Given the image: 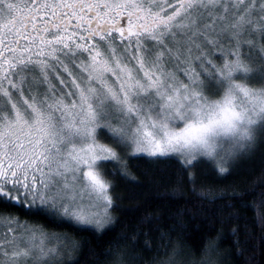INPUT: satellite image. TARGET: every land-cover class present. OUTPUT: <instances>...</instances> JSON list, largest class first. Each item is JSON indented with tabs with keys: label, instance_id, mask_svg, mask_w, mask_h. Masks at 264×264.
<instances>
[{
	"label": "snow or ice",
	"instance_id": "obj_1",
	"mask_svg": "<svg viewBox=\"0 0 264 264\" xmlns=\"http://www.w3.org/2000/svg\"><path fill=\"white\" fill-rule=\"evenodd\" d=\"M257 157L253 188L202 185L197 199L232 225L216 230L231 247L202 264H264V212L243 213L264 208V0H0V264H78L92 241L63 228L107 243L97 264H192L159 259L179 255L175 228L143 227L166 209L104 241L113 210L133 211L115 178L152 158L175 161L178 185L202 166L227 179Z\"/></svg>",
	"mask_w": 264,
	"mask_h": 264
},
{
	"label": "trees",
	"instance_id": "obj_2",
	"mask_svg": "<svg viewBox=\"0 0 264 264\" xmlns=\"http://www.w3.org/2000/svg\"><path fill=\"white\" fill-rule=\"evenodd\" d=\"M260 168V158L257 157L250 163L241 164L227 179H221L218 173L211 174L207 167L202 166L200 170H191L195 183L185 182L178 185L176 183L177 177L173 175L176 170L175 161L168 159L154 160L152 158L130 160L129 177L115 178V194L121 197L117 203L122 208H131L133 211L125 213L121 208L113 210L116 228L115 231L108 232L104 237V241H111L121 233L132 232L133 228L140 224L141 218L166 209L167 212L163 220H153L151 225H143L145 230L156 227L164 231H168L170 227L176 229L171 233L172 245L177 249L179 255L173 256L171 251L165 255L163 251H160L159 259L166 261L171 258L191 261L192 264H202V261L206 258L205 250L210 245L219 243L220 250H225L230 248L232 243L230 236H225L221 240L216 231L222 229L223 233L227 234L232 225H222L216 216L212 214L213 207L211 203L209 202L208 207H204L205 202L197 199L199 193L203 190L202 185H216L221 191L227 189L229 193L233 190V187L237 190L246 187L251 189L259 182ZM153 177L157 180V184L150 189L129 182L131 179H138L143 184ZM260 190L257 188L251 195L246 196L245 203L258 205ZM166 195L174 198L159 199V196ZM137 208H139V211H136ZM12 211L27 219H38L41 223L46 222L43 216H28L26 213L20 212L19 209H12ZM181 212H183V215H177L176 219L169 218L173 214ZM259 212H264V208H259L258 212H254L251 207L243 209L249 224L254 223L253 216L258 215ZM220 215H224V213ZM57 231L72 233L77 239L87 237L92 241L91 244L84 245L80 251L75 253L78 264H97V260L102 259L100 253L108 246L107 243H97L93 239L92 233L88 231L73 233V230L67 228L57 229ZM156 235L157 233L152 232L143 239L155 248L156 242L152 240V237ZM140 254L147 257L156 253L143 252L141 249Z\"/></svg>",
	"mask_w": 264,
	"mask_h": 264
},
{
	"label": "rangeland",
	"instance_id": "obj_3",
	"mask_svg": "<svg viewBox=\"0 0 264 264\" xmlns=\"http://www.w3.org/2000/svg\"><path fill=\"white\" fill-rule=\"evenodd\" d=\"M112 215H113V213H112ZM114 217V216H113Z\"/></svg>",
	"mask_w": 264,
	"mask_h": 264
}]
</instances>
